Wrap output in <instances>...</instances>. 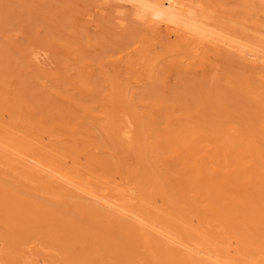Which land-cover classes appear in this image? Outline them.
<instances>
[{"label":"bare ground","instance_id":"6f19581e","mask_svg":"<svg viewBox=\"0 0 264 264\" xmlns=\"http://www.w3.org/2000/svg\"><path fill=\"white\" fill-rule=\"evenodd\" d=\"M119 1L129 2L131 6L136 9V13L139 17L146 16L150 21L155 20L157 23L161 22L166 27L173 28L176 30L175 32L181 31V35H184L187 39L192 41V43L183 42L185 47L182 46V48L184 47L183 50L185 49L188 53H193V56L189 54L188 57L192 65L187 66L181 64V62H178V64L173 63L175 62L173 60L171 61L172 64L170 63L169 66H163L162 72H160L161 67L157 69V71L155 70V73L153 71L155 76L156 73L159 74L157 75L158 77H156V83H158V85L151 82V84L155 86V91L152 90L154 88L151 84L143 83V85H146L145 89L151 86L149 87L151 90H148V88L146 90V94H148L147 97L149 98V96H151L148 92L155 96V100L152 96L151 100L149 98L150 102L147 109L150 108V110H147L144 115L149 119V130H152L150 133L151 138L147 141L139 132L135 137L136 139L130 137L132 140L129 141V138L126 139L127 135H124L127 133L126 129L122 132V130L120 131L119 128L118 130L115 125L111 133L113 135H111L113 142L112 145L110 144L111 142H109V145L110 147L113 146L117 148L119 151H112L120 155L113 153L111 155L113 158L108 156V159L101 158L96 161V159L99 158L98 156V158H96L95 155L90 158L87 152L80 151L86 148V146L83 148V146L79 145L81 149L74 150L76 146L74 149H70L69 147L64 148L66 146V144H64L65 146L63 145V147L60 148L57 147V145L59 146L60 144V140L58 141L59 143L55 141L57 143L55 145H53L54 141L52 143L50 142L52 146L42 144L40 140L42 137L37 138V134L33 133L32 128L21 130V125L25 123L26 120L20 112L16 114L14 111L10 112L9 110V114L11 113L9 116L11 117L10 120L8 119V121L5 122V120H2L4 106L3 103H0V167L2 166V169L0 168V212L7 216L11 215L14 222L21 226L25 225L24 223L26 222H31V220L35 221V219L55 224V222H63L61 219L65 217L68 221L67 224H71L74 228L82 226H101L102 228H110V232L108 230L109 233L106 232L107 234H112L106 237L110 242L114 241V243H118L119 239L114 236L116 234H119V238L121 236L123 238H120L122 240L121 245H123L124 242L133 245L137 243L136 241H141L149 247L147 252L151 250L157 259L164 256L162 259L166 258V260H169L170 264H198L197 262L202 264H233L234 261L238 262L239 260L241 262L239 261L240 263L238 262L236 264H256L259 258H261L259 260L264 262V17L258 22L256 20L258 15L254 12L255 8L253 7L258 6L256 7L257 12L264 15V0H253V6H251L249 2L252 0H242L246 5L245 7V5L242 4V7H245L243 10L246 12L251 10V16H253V13L257 15V17L255 16L256 19H250L251 22L248 21L249 23H247V20L243 19L246 17V14L243 13L246 12H243V15L241 14V16H243L242 19L245 20L241 22L240 19H238L239 13H236L237 10H235L234 13L236 16L238 15V18L236 17L238 20L232 17L235 16L231 13L232 10L229 11L228 9L229 12H226V10L221 7L222 11H224L222 12L223 14H232L230 18L233 19H230L226 16H220L209 7H204V4H200L197 0H187L189 6L183 4L180 0ZM221 1L223 2V0ZM221 1L218 0L217 3ZM224 1L229 6L230 3L228 4L227 0ZM214 3L216 2L212 4ZM238 3L239 1L237 4ZM239 5H241V3ZM251 16L246 19H249ZM146 17H144L143 20L146 19ZM148 23L151 24L152 22L148 21ZM143 37L146 38V36ZM187 45L190 47L188 50L186 48ZM197 46L198 48L212 47L217 50V54L211 63L206 65L199 64L200 59L198 60V58L195 57L197 55ZM180 51L181 50H179V52ZM231 52L236 53V56L234 55L236 58L233 57L232 59L235 53L229 55ZM169 55L167 54L166 57L168 58ZM180 56L182 55L180 54ZM193 57H195V59ZM234 59H239V62H242L244 59V61L250 64L243 67L239 66L240 64L237 62V64H239L237 66L236 62L233 61ZM168 60L169 58L167 61ZM196 60L198 63H196ZM151 65L153 66V64ZM49 68L50 67H48V69ZM161 73H163L162 76ZM145 75L147 77L149 76L148 80L153 81L151 78L152 75L150 76L149 73L148 75L144 74V76ZM44 76L46 77V75ZM159 76H161L160 79H163V82L160 80L159 83ZM49 78L51 80V77ZM145 80L144 82H146ZM52 82L51 86L54 88L52 92L61 95L60 92L62 91L60 89L64 83L60 84L54 80ZM214 82L218 83V87L212 88ZM210 83L212 87L209 86ZM157 86L161 88L162 91L156 88ZM22 89L21 87L20 90ZM232 91L235 93L240 92L248 96L249 99L248 97H246V99L249 103L252 101V105L251 103L250 105L253 106V109L247 104V101L242 102L244 109L240 110L242 112L245 111V113L248 111V113H246L247 121H245L246 118L245 120L242 118L240 119L247 123H241V129L239 126L235 125H232L233 127L231 125L228 126V123H226L227 121H223L226 124L221 122L223 124L221 126L226 127L227 125L229 128L230 126L232 128H234V126L238 127L239 129L235 128V130L238 129L236 130V132H238L243 129V124L249 125V127L256 124L263 130L262 135L254 131L251 132V127L248 128L249 131H246V133H243V130L241 131L244 135L238 132L239 135H243V139L244 137L246 139V143H243V145L245 144V150L242 149L243 146L241 148L239 145L245 140L242 139V142H240V138L235 134L237 138H239L238 140L234 137L227 136L231 137V139L228 138L230 139L229 141L223 140L221 142L220 136L226 137L227 133L224 131L226 134L220 135L223 133L219 131L221 128H219L215 122L214 124L209 122L211 123L209 127V125H207L208 121H206V119L209 120V118H212L210 117L212 115L208 116L212 111L213 113H218L219 111L225 117H229L228 122L230 123L231 114L234 113L231 112L230 116L228 115L227 112L229 109H227V102L225 103L224 100L232 95ZM46 93H50V91ZM24 94L25 89L18 93V98L21 95L24 96ZM233 96L234 95H232V97ZM36 97L39 96L36 95ZM42 97L43 96H41V99ZM113 97L116 96H112L109 92L108 96L100 100L98 105L99 107L102 105L104 108H102L103 112L108 118H112L113 121H125V118L121 117H125L122 111H125V109L127 110L129 107L127 108L125 106L123 100L115 102L119 98L114 101ZM118 97L121 99L120 95H118ZM216 98H218V100L215 105L214 100ZM92 99H94V97ZM220 99L224 100L219 104V102H221ZM23 100H25L24 97ZM44 100L47 101H45V103H50L45 95ZM94 100L96 101L98 99ZM20 101L21 100H18L16 104H21ZM53 102H55V100ZM245 102L246 104H244ZM47 104L40 107L47 108ZM49 105H51V103ZM246 105H249L252 110L251 112L249 107L246 109ZM50 107H48V109H50ZM60 109L61 108H59V112H61ZM214 110H216V112H214ZM66 113L64 114V112H62L61 115L64 114L63 116H65L67 115ZM74 114H72V117L75 116ZM221 114H216V117ZM68 115H70V113ZM241 116H239V118ZM225 117L221 118L226 119ZM59 118L63 117L61 116ZM129 118L127 119L126 117L127 120H129ZM221 118L219 117V119ZM69 119L72 121L75 120ZM212 119L214 120V118ZM216 121L218 123V120ZM126 122L130 124L128 121ZM221 123H219V125ZM232 123H234V121L231 122V124ZM212 125L218 127L215 130L217 131L219 129L217 133L213 132ZM205 126L209 127L208 130H206L208 132L211 128L210 132H212V135L209 134L210 136H208V132L205 133L207 135L204 134ZM128 127L129 125L126 126V128ZM42 132H44V130H42ZM46 133L47 132H45V134ZM131 133L134 134V132ZM42 134L43 133L40 135ZM129 135L131 134L129 133ZM138 141L141 144L136 149L131 150V146L134 144L137 146ZM108 155H110V153H108ZM117 155H119V160ZM80 156H85L87 159V164L85 163V166L79 164ZM103 156L104 154L101 155V157ZM114 156L117 157L115 158ZM26 157L29 158L26 160ZM110 158L114 159L116 162L110 161ZM121 158H124L125 161L123 162ZM120 161L123 165H120ZM116 163H119V165L116 166ZM103 169H107L108 172L106 171L103 173ZM115 172L121 175V179L123 180L122 184L115 181L113 176ZM60 182L64 183L60 184ZM66 183L76 186L77 190L82 189L81 191H84L87 197H93V199L97 200L101 205L109 209L113 206L116 199L117 203L119 201L120 204L118 203L119 206L116 203L114 205H117L119 208L122 207V209H118V214H115L114 219L110 220H96L102 216L105 217L106 212L108 213L109 211L107 208L106 211H104L105 208L92 209V206H77L73 203H66L67 209L65 208V211L74 210L72 216L67 212V214L63 215L62 212L64 210H55L53 216L49 210L43 207L38 208L39 210L36 216L32 217L27 215L28 211H31V209L28 204V198H23V195L20 193L21 191L29 193V191L37 190L48 194L71 197L69 196V191L64 187ZM171 189L173 191H171ZM112 198H114V201ZM88 200L92 202L91 198H88ZM158 202L160 204H157ZM43 204L42 205L45 206V203ZM78 209H80L82 213H79ZM123 210L132 214L130 217L131 221H125L123 219V216L126 214ZM47 211H49V213ZM87 215L91 216L89 217L90 220ZM194 222L198 224L195 223L194 226ZM143 223L146 224L144 228L141 226ZM58 226L59 225H57V227ZM153 227H159L164 231L165 234L163 236L166 237L165 240L156 239L150 234L145 235L143 233L145 230H151ZM154 230L155 229L151 231ZM82 238L86 239L85 237ZM235 241H240L242 243V248L237 254H233L236 248L235 250L232 249L229 251V248L231 249V247L234 246L233 244H235ZM206 244L211 249L206 250L204 247ZM93 264H96V262Z\"/></svg>","mask_w":264,"mask_h":264},{"label":"rangeland","instance_id":"374dc122","mask_svg":"<svg viewBox=\"0 0 264 264\" xmlns=\"http://www.w3.org/2000/svg\"><path fill=\"white\" fill-rule=\"evenodd\" d=\"M180 1L183 4L189 6L187 0H180ZM197 1L200 4L201 3L204 4V7H209L211 10H214L220 16H226L227 18H230L232 14L229 15L230 13H228L227 15L229 16L223 14L222 12L224 11H222L221 7L224 8L226 12L232 10L231 13H233V15H235L234 11L237 10L236 13L237 14L239 13V18L238 15L232 17H234V19L237 17L238 19H240L241 22L247 20V23H249L251 22L250 19L252 18L256 19L257 15L258 17L263 15L262 13L257 12L256 7L258 6L256 7L253 6L254 5L253 0L249 2L250 5L255 8L254 12H256L257 15L253 13L254 17L251 16L252 14L251 10L249 12L243 10L245 9L246 5L245 3H243L242 0L241 1L227 0L228 4L229 3L231 4V5L229 4V6L224 0L223 2L220 0L222 3L221 2L217 3L218 0L217 1L197 0ZM238 1L239 3L237 4ZM213 2H216L214 3L215 5L212 4ZM240 3L241 5H239ZM242 4L245 5V7H242L243 6ZM242 13L246 14L245 15L246 17L243 18L245 20L242 19L243 17L241 16ZM249 16L251 17L249 19H246ZM140 17L139 15H137L136 9L133 6H131L129 2L119 1V0H0V103H3L4 106L3 107L4 115L2 117V120H5V122H7L8 119L10 120L11 116L9 115L11 113L9 114V110L10 112L14 111L16 114L20 112L23 115L24 119L26 120V122L21 125L22 129L21 128L20 129L28 130L32 128L33 133L37 134L36 136L37 138L42 137L40 138L42 144L46 146H52L50 144L53 141L58 142L60 140L59 146L57 145V147L60 148L63 147L64 144H66V146L64 145L65 146L64 148L69 147L70 149H74L76 146L74 150L81 149V146H83V148L84 146H86V148L81 149L80 151L87 152L88 154L87 153L86 154L89 155L90 158H92L94 155L96 158L99 157L98 159H96V161L100 160L101 158L108 159V156L110 157L113 153H116L115 151L112 150L119 151L117 150V148H114L113 146L110 147L109 145V142H111L110 143L111 145L113 142L112 140L113 135L111 133L115 125L116 128L117 129L119 128L120 131L122 130V132L123 130L125 131L126 129L128 134L126 133L124 135L128 136V137L126 136V139L129 138V141L132 139H136L135 137L139 132L144 136V139H147V141H149V138H151L150 133L152 130H149L150 128L149 127L150 125L148 123L149 119H147L144 115L147 110H150V108L147 109L148 104L151 98L153 97L154 99L155 96L153 94H150V92H148L149 95L152 96V97L149 96L150 98L149 100V98L147 97L148 94H146V90L147 88L148 90L149 89L151 90V88H149L151 86H148L145 89L146 85H143V83L144 84L145 83L151 84V82L156 83L157 81L156 77H158L157 75L159 74L156 73L155 76L153 74V71L155 73L157 69L161 67L160 69L161 71L160 70L159 71L162 72L163 66L164 67L169 66L170 63L172 64L171 61L173 60L175 61L173 63L178 64V62L179 63L181 62V64L187 66L192 65L191 64L192 62L189 61L188 57L189 54L192 55L193 53H188V51H186L185 49H184L185 51L183 50V48L185 47L183 42L192 43V41L190 39H187V37H185L184 35H181V31L175 32L176 30H174L173 28L166 27L161 22L157 23V21L155 20L150 21L146 16H140ZM144 17H146V19L143 20ZM258 17L256 20L259 22L260 20L263 19L264 15L260 18ZM148 21L152 23L149 24ZM143 36H146V38ZM182 46L184 47L182 48ZM188 46L189 45L186 46L187 50L188 48L190 49V47ZM196 48H197L196 51L197 55L195 57L198 58V60L200 59L199 64L201 65H206L211 63V61L214 59V57L217 54V50L212 47L198 48L197 46ZM179 50L181 51L179 52ZM169 51H170V55H169ZM233 53L231 52L229 53V55H232ZM167 54L169 55L168 58L170 61L169 60L167 61L168 59L166 57ZM180 54L182 56H180ZM164 55L166 58L164 57ZM234 55L236 56V53L233 54L232 59L233 57H235ZM195 57L193 58L195 59ZM239 58L242 59L241 57ZM129 60L132 61L130 62ZM233 61L236 62V64L237 62L240 64V65L237 64V66L239 65L244 67L250 64L249 62L244 61V59L242 60V62H239V59L237 60L234 59ZM196 63H198L197 60ZM151 64H153V66ZM48 67L50 68L48 69ZM148 73L150 74V76L152 75L151 78L153 79V81L148 80L149 76L148 77L146 75L144 76V74L148 75ZM162 74L163 73H161V76ZM44 75H46V77ZM161 76H159L158 79L159 83L161 80L160 79ZM49 77H51V80ZM53 80L55 82L56 81L59 82L60 84L64 83L62 88L60 89L62 91L60 92L61 95L52 92L54 91V88L51 86ZM144 80L146 82H144ZM161 82H163V79L161 80ZM27 83H29L30 85ZM214 83L212 85L213 87L211 86V83L209 84V86L212 88L218 87V83L217 82L215 83L216 86ZM156 84L158 85V83ZM21 87L25 89L26 96L24 94V96L21 95L18 98V93L23 90V89L20 90ZM132 87L134 91L132 90ZM152 87L154 88L152 90L155 91V86L152 85ZM156 88L161 90V88H159L158 86ZM47 91L48 92L50 91V93H46ZM109 92L110 94H112V96L114 95L116 96L113 97L114 101L117 98H119L115 102H117L118 100L120 101L123 100L125 106L127 108L129 107L127 110L125 109L126 112L122 111L125 114V117L121 116L122 114L120 115L122 118H125V121L122 122L113 121L112 118L111 119L108 118L107 115L103 112L104 108L102 107V105H100L99 107L98 103L100 102V100H103L104 97L108 96ZM36 95H38L39 97H36ZM44 95L47 96L51 105H49L50 103L49 104L45 103L46 100H44ZM118 95L121 96V99L120 97H118ZM232 95H234L235 97L233 96L234 97L233 98ZM232 95L228 99L226 100L223 99V100L225 103L227 102L226 103L228 107L227 109H229L227 112L228 115L230 116L231 112H233L234 114L237 112L235 114L236 116L234 114H231L232 118L230 117L231 121L229 123L228 122L229 117L227 116L225 117L219 111L218 113H213L212 111L213 114L211 113L208 116L212 115L210 117L214 118V120L212 118H209V120L206 119V121H208L207 125H209L210 127L211 126L210 124L211 123L214 124L215 122L216 125H218V127L221 128L220 130L219 129L218 130L223 132L220 135H225L227 133L226 137L220 136L221 142L223 140L229 141L231 137H234L236 140L240 138L239 141L242 142L243 139L242 136L244 135L243 133L249 131L248 128L250 127H251V132L254 131L262 135L263 132L262 128H260L256 124L250 127L249 125L243 124L242 127L243 133L241 132L242 130L238 131L243 135L241 134L239 135L238 132H236V130H238L239 128L241 129L240 127L242 125L241 123L247 124L245 121H247L246 113H248V111L245 113V111L242 112L241 110L244 109L243 108L244 106H242L243 104L242 102L247 101L246 97L248 96H246L245 94H241L240 92L235 93L234 91H232ZM41 96H43L42 99L44 101L41 99ZM23 97L25 100H23ZM93 97L94 99H98V100L95 101L94 99H92ZM18 100H21L20 101L21 104H16ZM54 100L55 102H53ZM217 100L218 98L214 100L215 105L217 104L216 103ZM223 100H221L219 104L222 103ZM52 103L55 104L56 106L53 105ZM250 103L247 101V104L250 105ZM44 104H47L48 107L51 106L50 109H48V107L47 108L44 107L45 109L41 108L42 105ZM244 104H246V102ZM28 105L31 107H29ZM249 105H246V109L249 107ZM251 105L250 107L252 108L253 106ZM59 108H61L60 109L61 112H59ZM216 110H214V112H216ZM251 111L252 110L250 109V112ZM62 112H64V114L67 112L66 113L67 115L65 116H63L64 114L61 115ZM69 113L71 116L68 115ZM72 114L75 115L73 116L74 118L72 117ZM216 114L218 115L221 114V115L220 116L217 115L216 117ZM61 116L63 118H59ZM239 116L241 117L239 118ZM126 117L127 119L130 117L129 120H127ZM219 117L220 118L225 117L227 120L222 118L221 120L219 119ZM69 118L75 120L72 121ZM241 118L243 120H245L246 118V120L245 121L240 120ZM134 120L136 121L138 120V121L136 122ZM216 120H218V123ZM126 121H128L130 124H127ZM223 121L225 122L227 121L226 123H228L227 124L228 126L235 125V126H239V128L235 126L234 128H232L233 126L232 127L230 126V128L232 129L231 130L227 125L226 127L221 126L223 124H226ZM233 121L234 123H237L238 121L239 124L238 123L231 124V122ZM221 122H223V124ZM137 123L138 124L140 123L139 126ZM219 123L221 124L219 125ZM70 124L73 126H71ZM125 125L126 126L129 125V127L126 128ZM34 126L35 127L38 126V127H36L35 129ZM209 127L207 126L204 127L205 128L204 134L208 132L206 130H208ZM213 127H212L213 132L217 133L218 130L217 131L215 130L218 127L216 128ZM235 128L238 129L235 130ZM37 130L40 132V134L41 133L43 134L40 135ZM42 130H44V132H42ZM210 131L211 128L209 129V132ZM45 132H47L46 134L49 135H46ZM131 132H134V134ZM209 132L207 133L208 136L212 135V132L210 133ZM129 133L131 135H129ZM235 134L238 135L239 138H237ZM227 136H231V137H227ZM130 137L131 138L134 137V138L130 139ZM243 140L245 141H243L242 144L239 145L241 146V148L243 146L242 149L245 150V144L243 145V143H246L245 137ZM54 142L53 145L57 144L56 142L55 143ZM140 144L141 143L139 141L137 146L136 144L134 145L131 144L132 145L131 150L136 149ZM108 153H110V155H108ZM103 154L104 156L101 157V155ZM119 155H117L118 160H119ZM117 156L114 157L116 158ZM28 158L26 157V160ZM111 158H113V156H111ZM85 159H86L85 156L84 157L80 156L79 164L80 165L83 164L82 166H85L87 164L86 163L87 159L86 160ZM121 159L123 160V162L125 161L124 158ZM110 161L116 162L114 159H111ZM121 164L122 162L120 161V165ZM118 165L119 163L116 166ZM106 171L108 172L107 169H103V173H105ZM113 176L117 183L120 184L123 183V180L121 179V175H119L118 172H115ZM63 183L64 182H60V184ZM64 187L66 190L69 191V196L71 197L65 195L58 196L54 194H48L43 191H37V190L29 191V193H25L21 191L20 193L21 195H23V198H28L29 201L28 204L30 205L29 207L31 209V211H28L27 215L32 217L36 216V213H38L37 211L39 210L38 208L43 207L49 210L51 212V215L54 216L55 210L65 211V208L67 209L66 203L67 204L73 203L76 204L77 206L78 205L92 206V209L105 208L104 211H106V208L107 210L109 209L108 207H104L99 202H97V200L93 199V197L91 196L87 197L86 196L87 194L84 193V191L83 192L81 191L82 189L77 190V187L74 185H70L66 183L64 184ZM171 191L173 190L171 189ZM88 198L89 199L91 198L92 202H90ZM112 200L114 201V198H112ZM114 202L117 205L118 203L120 204L119 201L117 203L116 199ZM43 203H45V206H43L44 205ZM115 203H113V206L110 207V209L113 210L111 211L109 209L110 212L109 211L108 213L106 212V215L108 217L105 215V217L102 216L101 218L98 219L95 218V219L96 220L114 219V215L118 214L117 210L118 209L120 210V208L122 209V207L120 208L118 207L119 205L115 206L114 205ZM157 204L160 203L158 202ZM112 207H116V208H112ZM78 210L79 213H82L80 209ZM49 211L47 212L49 213ZM64 211L62 212L63 215L68 213L72 216L74 214V210L65 211V212ZM125 215L124 216L122 215L123 219L125 221L126 220L131 221L130 217L132 216V214L126 212ZM87 216L88 219L89 217H91L89 215ZM64 219L63 218L61 219L63 220V222L62 221L59 222L60 224L56 222L55 224L46 223L45 221H43L44 222L43 223L42 221L35 219V221L31 220V222H26L24 223L25 225L21 226L20 224L14 222V219L11 215L7 216L4 213L0 212V264H80V263L93 264L95 262L96 264L97 263L98 264H170L169 260H166V258L162 259L164 256L160 259H157V257L154 256V253L151 252V250L147 252L149 247H147V245L141 241L139 242L136 241L137 243H134L135 245L134 244L129 245V243L126 244L125 242L123 245H121L122 244L121 239L123 238L121 236L120 239L118 237L119 234H116L114 236L119 239L118 243L116 244V242L115 243L114 241L110 242L109 240L106 239L108 235L110 236L112 235L111 233L110 234L106 233L110 230V228H106V227L102 228L101 226L96 227L94 225H93L94 227L82 226V227L74 228L73 226H71V224L70 225L67 224L68 221L65 217ZM195 223L198 224L197 222H194V226ZM57 225L59 226L57 227ZM141 226L144 228L146 227V224L143 223V225ZM153 229L155 230L151 231ZM151 230L150 229L145 230L147 232L144 231L143 233L145 235L150 234L152 237H155L156 239L165 240L166 237L163 236L165 233L161 228L153 227ZM82 237H85L86 239ZM234 243H235L233 244L234 246H232L231 249L229 248V251H231L232 249L235 250L236 248L235 252L236 251L237 252L236 253L234 252L233 254H237L238 252H240L242 248V243L240 241H235ZM206 245L205 246L203 245L206 250L211 249L208 245L206 247ZM126 248L128 251L126 250ZM259 259L257 260L258 262H256V264H264V262H262ZM238 262L234 261L233 264L234 263L236 264ZM197 263L199 264L200 262Z\"/></svg>","mask_w":264,"mask_h":264}]
</instances>
